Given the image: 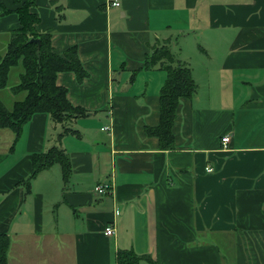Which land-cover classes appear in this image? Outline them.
<instances>
[{"label":"crops","instance_id":"obj_1","mask_svg":"<svg viewBox=\"0 0 264 264\" xmlns=\"http://www.w3.org/2000/svg\"><path fill=\"white\" fill-rule=\"evenodd\" d=\"M17 1L0 0V56L19 26ZM32 10L57 52L77 46L88 77L57 82L88 114L61 139L69 181L56 163L29 190L33 156L63 128L44 113L17 141L0 128L7 264H116L119 250L139 264H264V0H35ZM156 39L170 41L198 86L180 101L169 151L144 132L159 123L166 79L161 66L145 67ZM17 70L0 87L8 109L26 96L12 90ZM98 184L112 192L99 195Z\"/></svg>","mask_w":264,"mask_h":264},{"label":"trees","instance_id":"obj_2","mask_svg":"<svg viewBox=\"0 0 264 264\" xmlns=\"http://www.w3.org/2000/svg\"><path fill=\"white\" fill-rule=\"evenodd\" d=\"M35 0H19L12 10L19 19L18 28L12 31L7 50L0 56V87L8 84L10 69L20 63L23 73L19 83L12 88L14 93L25 92L21 101H16L12 109L0 102V128L14 132L15 141L22 134L24 125L38 113L50 116L51 121L62 126V132L57 136V144L47 152L33 156V171L26 179L27 189L31 180L44 169L58 163L61 166L64 182L69 181L72 172L69 154L61 148V139L69 134H78L74 123L85 117L86 109L75 106L68 98V89L58 84L60 73H74L79 83L89 75L79 57L77 46H71L62 53L51 45L50 33H39L36 25L39 17L33 12ZM39 39L40 44L30 42ZM151 53L147 56L145 67L161 66L166 73L165 82L159 93V123L156 126H145L148 137L159 141L162 151L174 150L176 139L174 125L181 99H192L198 86L192 76L191 68L181 62L172 51L169 40L156 39L150 46ZM10 241L7 235H0V264H7ZM151 261L149 256H145ZM143 257L131 250H119L116 264H139Z\"/></svg>","mask_w":264,"mask_h":264},{"label":"built area","instance_id":"obj_3","mask_svg":"<svg viewBox=\"0 0 264 264\" xmlns=\"http://www.w3.org/2000/svg\"><path fill=\"white\" fill-rule=\"evenodd\" d=\"M109 5L110 6H119L120 3L112 2V3H109ZM108 129H109L108 127H104V129H102V130H108ZM229 141H230V137L229 136H225V137L222 138V143H223L224 148L228 147ZM206 170L208 172L213 171V169L211 167H207ZM111 190H112V186L110 184H98L95 187V191L99 195L110 194ZM104 233H105L106 236H113L115 234L114 227L113 226L106 227Z\"/></svg>","mask_w":264,"mask_h":264},{"label":"rangeland","instance_id":"obj_4","mask_svg":"<svg viewBox=\"0 0 264 264\" xmlns=\"http://www.w3.org/2000/svg\"><path fill=\"white\" fill-rule=\"evenodd\" d=\"M111 7H113V6H111ZM8 46V45H7ZM7 50V49H6ZM196 51H197V49H190V50H188V51H185V54H188L190 57H192V59L196 56V54H200V52L199 53H196ZM3 56V55H2ZM1 59V58H0ZM18 67V68H17ZM14 66V67H12V69H11V73L9 74V81H11V80H15L16 78H18V70L17 69H19V67H22V65L20 64V65H18V66ZM20 80V79H19ZM102 129H104V128H102ZM111 192H112V190H111ZM110 192V193H111Z\"/></svg>","mask_w":264,"mask_h":264},{"label":"water","instance_id":"obj_5","mask_svg":"<svg viewBox=\"0 0 264 264\" xmlns=\"http://www.w3.org/2000/svg\"><path fill=\"white\" fill-rule=\"evenodd\" d=\"M30 42H36V43H38V44L41 43L39 39H31Z\"/></svg>","mask_w":264,"mask_h":264}]
</instances>
